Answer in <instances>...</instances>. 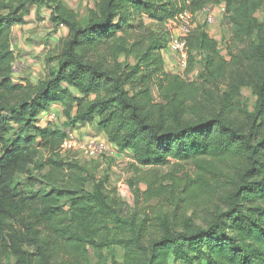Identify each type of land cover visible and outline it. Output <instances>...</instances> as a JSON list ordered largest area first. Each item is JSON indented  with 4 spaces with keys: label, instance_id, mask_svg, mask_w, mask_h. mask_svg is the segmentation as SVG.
Instances as JSON below:
<instances>
[{
    "label": "trees",
    "instance_id": "obj_1",
    "mask_svg": "<svg viewBox=\"0 0 264 264\" xmlns=\"http://www.w3.org/2000/svg\"><path fill=\"white\" fill-rule=\"evenodd\" d=\"M222 6L229 59L196 25L185 75L168 71L169 23ZM42 8L68 35L48 75L23 82L12 27ZM262 12L264 0H94L81 19L62 0H0V264H264ZM59 108L63 123L40 125ZM86 124L133 158L137 201L158 202L144 217L61 153Z\"/></svg>",
    "mask_w": 264,
    "mask_h": 264
},
{
    "label": "rangeland",
    "instance_id": "obj_2",
    "mask_svg": "<svg viewBox=\"0 0 264 264\" xmlns=\"http://www.w3.org/2000/svg\"><path fill=\"white\" fill-rule=\"evenodd\" d=\"M62 2L67 8L74 10L81 19H84L87 16L89 9L94 8V0H62ZM50 17L51 12L44 8H42L40 11L34 10L27 23L12 27L11 44L16 56L13 69L15 72V77L23 78V82H25V80H30L37 83L48 75V57L50 55L56 57L59 52L61 41L68 35V31L65 28H56L51 22ZM207 17L206 14L200 15L198 18H196V24H206L211 36L218 40L221 54L229 59V49H235V45L237 44L233 40L229 20H223V17L218 16L217 20L213 19L212 23H210ZM260 17H264V12L261 13ZM121 60H124L123 56ZM174 68L180 75H185V73L179 72L176 64ZM199 70V67L196 68L195 71L191 73L190 77H192V79L195 78ZM172 72H174V70H172ZM153 94L155 98L158 97L157 88L153 89ZM243 98L247 105L252 108L254 105V97L252 96L251 91L245 90L243 92ZM60 109L61 108L58 109V112L48 114L46 116V120L53 123L56 121L55 117L57 116V123H63L65 120L62 110ZM47 121H45V124L48 123ZM41 122L42 121H40V123ZM76 131L79 133L78 138L83 137L81 139L86 137V140L88 141L96 139L104 141L107 140L106 138H102L98 135L95 125H82L77 129L75 128L74 132L68 131L67 133H73L76 136ZM68 155L71 161H80L86 168H88V170L91 171L93 177L96 179L108 178L109 193L111 194L112 198H115L122 203L123 208L126 212H128V214H133L136 212L139 216L144 217V211H146L147 207L158 205L157 201L147 204L141 200L142 198H140V201H137V194H140L142 191H144L146 189V185L141 182H137V175L131 168L133 158L129 154L114 152V154L106 155L102 159L98 158L88 162H83L84 160L89 159L85 158L78 152L69 153ZM45 157L46 154H44L41 159ZM173 169H176L173 165L170 167H164L158 172V176L163 175V178ZM193 171L194 169L187 165L182 173L191 172L194 174ZM146 173L149 174L150 172L148 171ZM162 178L159 180H162ZM133 180L135 184L131 185V181ZM117 253L120 260L121 251L117 250ZM91 262V264H96L94 260ZM108 263L111 264L110 259Z\"/></svg>",
    "mask_w": 264,
    "mask_h": 264
},
{
    "label": "built area",
    "instance_id": "obj_3",
    "mask_svg": "<svg viewBox=\"0 0 264 264\" xmlns=\"http://www.w3.org/2000/svg\"><path fill=\"white\" fill-rule=\"evenodd\" d=\"M207 13L204 9L199 15H193L190 12L180 14L174 21L169 23L171 39L168 48V55L177 65L180 73H185L188 69L189 48L186 38L196 28V18ZM227 15L226 8L222 6L220 14H209L208 21L212 23L213 19L217 20L218 16ZM54 120V119H52ZM78 152L87 159H95L104 155L114 154V150L106 141L96 139L92 141L80 139L73 133L68 134L61 153L67 155L69 153Z\"/></svg>",
    "mask_w": 264,
    "mask_h": 264
},
{
    "label": "crops",
    "instance_id": "obj_4",
    "mask_svg": "<svg viewBox=\"0 0 264 264\" xmlns=\"http://www.w3.org/2000/svg\"><path fill=\"white\" fill-rule=\"evenodd\" d=\"M164 57H165V62H166V68H169V69H167L168 71H172V70H174V71H177L174 67H175V63H174V61L171 59V57L168 55V54H165L164 55ZM46 116L47 115H44L43 117H42V122L40 123V125L41 126H44L45 125V121H47L46 120ZM45 119V120H44ZM44 120V121H43ZM51 122V121H50ZM43 124V125H42ZM98 133V132H97ZM75 134H76V136L77 137H79L78 135H79V133H78V131H76L75 132ZM98 135L100 136V137H104L103 135H101V134H99L98 133ZM80 138H83V137H80ZM105 138V137H104ZM88 139V138H87ZM84 140H86V137H84Z\"/></svg>",
    "mask_w": 264,
    "mask_h": 264
}]
</instances>
